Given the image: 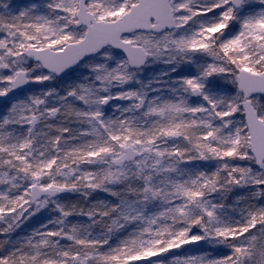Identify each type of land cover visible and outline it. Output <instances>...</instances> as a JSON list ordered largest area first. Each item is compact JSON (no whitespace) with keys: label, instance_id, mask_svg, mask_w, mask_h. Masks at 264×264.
<instances>
[{"label":"snow or ice","instance_id":"1","mask_svg":"<svg viewBox=\"0 0 264 264\" xmlns=\"http://www.w3.org/2000/svg\"><path fill=\"white\" fill-rule=\"evenodd\" d=\"M0 264H264V0H0Z\"/></svg>","mask_w":264,"mask_h":264}]
</instances>
